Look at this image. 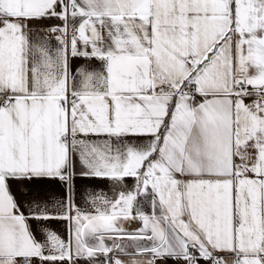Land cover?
<instances>
[{
  "label": "snow or ice",
  "instance_id": "obj_1",
  "mask_svg": "<svg viewBox=\"0 0 264 264\" xmlns=\"http://www.w3.org/2000/svg\"><path fill=\"white\" fill-rule=\"evenodd\" d=\"M0 264H264V0H0Z\"/></svg>",
  "mask_w": 264,
  "mask_h": 264
},
{
  "label": "crops",
  "instance_id": "obj_2",
  "mask_svg": "<svg viewBox=\"0 0 264 264\" xmlns=\"http://www.w3.org/2000/svg\"><path fill=\"white\" fill-rule=\"evenodd\" d=\"M105 184L107 183L106 181L104 182ZM132 183L131 180H128V184L130 185ZM58 227H62V226H59ZM139 227H141V223L140 221H130L128 223H126L125 225V228L130 231V232H135L139 229Z\"/></svg>",
  "mask_w": 264,
  "mask_h": 264
}]
</instances>
